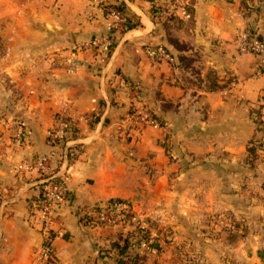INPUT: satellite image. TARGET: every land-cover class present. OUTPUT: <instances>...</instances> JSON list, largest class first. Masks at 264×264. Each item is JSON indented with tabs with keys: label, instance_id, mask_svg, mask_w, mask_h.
<instances>
[{
	"label": "crops",
	"instance_id": "obj_1",
	"mask_svg": "<svg viewBox=\"0 0 264 264\" xmlns=\"http://www.w3.org/2000/svg\"><path fill=\"white\" fill-rule=\"evenodd\" d=\"M121 1L131 26L112 33L94 0H0V264H36L40 173L20 164L42 155L66 186L49 264H170L182 245L218 264L255 263L264 145L253 163L248 146L262 136L253 114L264 119V70L238 37L246 27L264 37V0H193L192 19L170 18L180 0ZM160 47L174 59L155 55ZM193 68L199 83L187 76ZM143 106L164 125L139 126L131 111ZM56 114L78 128L66 148L51 139ZM65 149L77 155L64 160ZM114 198L134 204L156 248L125 245L131 221L84 222V210ZM219 213L248 231L208 236Z\"/></svg>",
	"mask_w": 264,
	"mask_h": 264
},
{
	"label": "built area",
	"instance_id": "obj_2",
	"mask_svg": "<svg viewBox=\"0 0 264 264\" xmlns=\"http://www.w3.org/2000/svg\"><path fill=\"white\" fill-rule=\"evenodd\" d=\"M95 3L100 5L104 9L106 17V27L112 31V33H120L127 25L129 18L127 6L121 0H94ZM189 0H180L179 2H173L172 9L169 11H177V14L184 19H189L192 14L188 9ZM238 50L240 53H252L259 58V63L264 70V38L261 37L257 30L252 27H246L239 33L238 37ZM114 36L108 38V42L112 43ZM98 39H93L87 44H97ZM82 47L84 44L81 45ZM155 55L160 58L172 61L174 59L173 54L170 53L164 47H160L153 51ZM131 116L134 118L139 126L145 124H151L154 126L164 125L159 119L149 115L142 107L132 108ZM20 123H18L19 125ZM139 127L138 125H136ZM21 130L18 135H21ZM64 128L58 126L52 130L51 136H63ZM66 148V147H64ZM69 151V150H68ZM68 151L62 153L64 160H69ZM49 155H42L34 161H27L20 164L21 169L28 171H38L40 177L38 181L45 182L41 188V194L36 198L34 202L33 216L34 219H38L40 223V229L44 234V240L38 250L35 251V263L36 264H49L53 259L55 253V232L51 226L53 219V208L56 204L63 201L66 197V186L62 175H57L55 171H51L49 168ZM62 176V177H61ZM84 216V217H83ZM83 220H88L87 224H105L111 226H122L132 220L138 219V214L134 211V204L122 198L112 199L108 203L98 205L95 207L86 209L82 214Z\"/></svg>",
	"mask_w": 264,
	"mask_h": 264
},
{
	"label": "rangeland",
	"instance_id": "obj_3",
	"mask_svg": "<svg viewBox=\"0 0 264 264\" xmlns=\"http://www.w3.org/2000/svg\"><path fill=\"white\" fill-rule=\"evenodd\" d=\"M192 70H193V73H192L193 80L196 82L200 81L202 79V76L200 75V73L197 74V72H196L199 69L193 68ZM199 76L201 79L199 78ZM142 108L149 115H152V116L154 115L152 113V111L147 110L145 108V106H143ZM261 148H263V146H261ZM255 186L257 187V195H256L257 202H258V204H261V205L257 206L258 208H257L256 213L254 214L255 218H254V221L252 224V228L256 229L257 231H260V229H262L263 233H262L261 237L264 238V180H257V184ZM212 220L214 222H212V227L210 230H208V233H207V235L212 237V238H215L217 236V232H220L222 230L229 231L228 234H233L232 231L239 233V234H243V233L247 232L248 231L247 229L249 228V227L246 228V224H244L245 222L244 223L242 222L243 220H239V222H237V220L234 219L229 214H222V213L213 214ZM143 221H144L143 218L139 214L138 219L135 221L132 220L130 223V225L133 226L132 229L139 232V233H136L132 236V239H134V240H132V244L129 245L133 248V249L132 248H130V249L134 252L145 251V250L151 251V250H153V246L156 248V245H154V243H153L152 247H151V244H149L151 249L148 248L149 246H147L148 241H150L149 239H152V236H150V233L148 232V229L145 225V222H143ZM142 224H144V225H142ZM247 225H249V224H247ZM166 230H168V229H166ZM199 230H201V229H197V231H196L197 234H199ZM129 231H131V230H128L126 233H128ZM135 236H138V237H135ZM147 237H148V239L146 240L147 243L144 246V244L142 243V239L143 238L146 239ZM135 239H140V240L137 241ZM257 245H258V242H257ZM163 247L164 246L161 247L162 250L166 251V249H164ZM180 247L182 249L178 250V254H177L178 258H176L175 261H174V259L172 261H170V264L173 262H174V264H218L215 261L212 262V260H209L206 257H203L205 255L204 253H203V255L202 254L200 255L199 253H196V252L189 254V251H187L188 248H186V247L184 248L183 245ZM157 248L159 249L160 247H158V245H157ZM255 256H256L255 257L256 258L255 263L250 262V264H264V246L258 247L257 252L255 253ZM251 261H253V259ZM225 263L226 264H247V261H244L243 259L241 260V259L231 258L229 260H225Z\"/></svg>",
	"mask_w": 264,
	"mask_h": 264
},
{
	"label": "trees",
	"instance_id": "obj_4",
	"mask_svg": "<svg viewBox=\"0 0 264 264\" xmlns=\"http://www.w3.org/2000/svg\"><path fill=\"white\" fill-rule=\"evenodd\" d=\"M125 5V4H124ZM126 6V5H125ZM193 0H189V4H188V9L190 10L192 16L189 19L193 18L194 12H193ZM170 18H183L180 15L177 14V11H173L169 14ZM131 25H126V27L121 31L123 32L126 28H128ZM261 36V35H260ZM263 37V36H261ZM264 38V37H263ZM185 58L183 57L182 60H184ZM212 71H210L208 73V76L213 80V82L211 83V87L216 88L218 86V84H216L215 78L216 76L211 73ZM193 73V72H192ZM197 74H199V72H197ZM189 79H191L193 82H196L193 80L192 76L190 77L189 75H187ZM200 78V76H199ZM201 79V78H200ZM202 80V79H201ZM200 80V81H201ZM198 81V83L200 82ZM154 117H156L157 119H159L162 123L163 120L161 118H159L156 114L153 115ZM56 120L60 123L59 126H62L64 128V135L63 136H57V137H53L52 136V142H54L55 144H62L66 147V142L69 138H73L78 134V128L75 122L71 121L69 118L62 116L60 114H56ZM254 120L256 121L257 124V128L258 130H260L262 132V136L252 139L250 142V145L248 146V150H249V155H248V159H250V162L253 163L256 156L258 155V148L264 145V119L262 118V113L260 111H256L253 114ZM58 127V126H57ZM68 148V147H67ZM68 155L69 158L75 157L77 155V153L75 151H68ZM71 157V158H72ZM45 182H41V188L43 187ZM116 199V198H114ZM32 202V201H31ZM31 204V203H30ZM31 206H34L31 205ZM96 209L98 208V206H94ZM84 217V216H83ZM82 217V219H83ZM85 223H88V220L85 219L84 221ZM136 233V231L133 232V234L128 233L126 236V242L125 245L129 246L130 243H132V240L130 239V237H132L134 234ZM126 262V261H125Z\"/></svg>",
	"mask_w": 264,
	"mask_h": 264
}]
</instances>
